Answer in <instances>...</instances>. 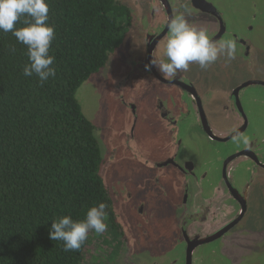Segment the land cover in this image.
Instances as JSON below:
<instances>
[{
	"label": "trees",
	"instance_id": "trees-1",
	"mask_svg": "<svg viewBox=\"0 0 264 264\" xmlns=\"http://www.w3.org/2000/svg\"><path fill=\"white\" fill-rule=\"evenodd\" d=\"M47 3L56 76L43 86L23 75L26 46L0 31V264H80L89 235L65 252L49 238L51 223L64 215L83 220L99 203L113 228L101 148L76 92L119 49L131 12L116 0Z\"/></svg>",
	"mask_w": 264,
	"mask_h": 264
},
{
	"label": "flooded vegetation",
	"instance_id": "flooded-vegetation-1",
	"mask_svg": "<svg viewBox=\"0 0 264 264\" xmlns=\"http://www.w3.org/2000/svg\"><path fill=\"white\" fill-rule=\"evenodd\" d=\"M116 1L128 7L132 22L137 21L141 24L145 38L147 65L153 58L155 49L166 40L170 17L180 13L185 15L190 24L206 28L210 39L217 42L234 41L236 59L242 55L247 59L251 49H254L253 25L256 23L254 24L253 21H256V15L247 16L239 22L237 17L239 0ZM247 4L250 9L258 13V16L260 15L258 7L260 3L248 0ZM118 54L119 56H116ZM112 57L114 60L111 61L114 62L111 64L110 76L120 65H125L124 50L113 54ZM203 71L205 70L198 65L192 64L188 71L180 73L177 77L163 78L157 69L152 67L150 72L158 82L179 89L182 95L178 97L179 104L170 109L161 101L156 104V117L145 123V133L140 145L131 144L133 131L131 133H126V130L113 131L111 135L107 133L108 138L104 140L105 151L110 155L106 157L103 150L105 148L99 142L102 165L104 162L105 165L111 162L114 166L121 161L136 162L140 159L143 164L149 165L148 168L152 171L173 169L184 179L190 181L180 189L181 197L173 205L181 212L175 224L184 246L181 254L183 264H187L189 247H193L189 255L190 264H200L203 260V256L199 253L201 247H208L219 242L221 246L217 249V253L221 254L225 247H229V245H224L230 244V239L233 245H236L238 241H254L249 236L250 230H235V228L247 212L250 187L255 177H259L260 171L264 170V110H259V104L254 103L253 99L255 96H261L254 91V88L264 89V81L246 80L236 85L226 83L225 87L217 88V92L214 91L221 98H218V105H216L218 114L221 113L226 121L221 122L222 127L219 130L209 122L212 114H215V110L209 109L214 103L208 102L209 100L199 89L201 78L197 75L200 76ZM252 91L255 93L254 96ZM206 97L214 98L210 95ZM128 107L132 108L135 114V107L132 105ZM106 127L107 125L104 124V130ZM95 128V131L98 130V126ZM192 131H198L199 136L197 137L206 138L209 145L212 143L213 145H225L233 139H239L242 143L225 155L217 152L215 158L206 159L197 150L193 151L190 147L186 148L182 145L180 135ZM115 138L125 141L122 151H120L121 147L113 141ZM238 175L245 178L244 184L238 185L235 178ZM102 179L112 201L113 226H118L122 230L130 227V220L122 223L123 212L127 211L126 207L133 208V210H137L138 207L140 213L143 207L141 202L137 204L138 206H134L135 201L130 194L131 191L125 184L128 179L123 178L121 184H117V191H114L113 196L107 188L108 180L105 182L103 177ZM146 180L149 181L148 178ZM151 181L163 189L159 177L153 175ZM133 184L135 188L141 185ZM116 199L120 214H117ZM239 215L242 217L237 220ZM249 246H243L241 254L244 251L250 252L252 249ZM225 252L223 254L229 262H234ZM210 253L215 255L216 251L213 250ZM163 256L150 255L145 260L136 257L134 262L135 264L144 262L152 264L153 261L157 264H167ZM173 260L169 264H175L176 259Z\"/></svg>",
	"mask_w": 264,
	"mask_h": 264
},
{
	"label": "rangeland",
	"instance_id": "rangeland-1",
	"mask_svg": "<svg viewBox=\"0 0 264 264\" xmlns=\"http://www.w3.org/2000/svg\"><path fill=\"white\" fill-rule=\"evenodd\" d=\"M143 1L146 2V0ZM247 1H238L237 17L240 22L247 16L256 15V21H253L254 24L256 23L253 25L254 49H251L249 57L246 59L242 55L237 59L234 57L231 61H227L224 56H221L214 64L201 72L200 76L197 75L201 78L199 81L200 91L209 100L208 102L214 103L209 109L215 110V114H212L209 122L217 129L222 127L221 122L226 121L221 113L218 114L216 105H218L220 96L214 91L217 92V88L222 89L226 83L236 85L246 80L264 81V0H255L260 3L258 4L259 16L256 11L248 7ZM148 2L150 3V1ZM165 44L166 40L155 49L154 58H163ZM122 50L125 53V65H120L110 76L111 64L114 62L111 61L114 60L112 56ZM113 54L105 67L90 76L76 92V99L83 114L94 127L98 126L95 136L100 145L104 146V151L106 150L104 140L106 141L108 134L111 135L113 131L126 130V133L133 131L131 144L140 145L141 138L145 133V123L156 117V104L161 101L167 108H174L180 102L178 97L182 96L178 88L158 82L151 72L146 70L145 38L141 24L137 21L131 23L121 46ZM254 91L261 95L253 98L254 103L259 104V110H264V89L254 88ZM207 95L214 98L208 99ZM252 95H255L253 91ZM128 105L135 107V114ZM104 124L107 125L106 130H104ZM116 126L118 127L116 128ZM198 134V131L182 133L180 135L182 145L186 148L190 147L193 151L197 150L206 159L215 158L217 152L225 155L242 143L239 139H233L225 145H213L214 143H212L211 146L206 138L200 136L202 139H199ZM113 141L121 147L120 151H122L125 141L116 138ZM109 155L105 151V156ZM148 167L149 165L146 166L140 159L136 162L121 161L114 166L111 162H108L107 165L104 162L101 166L100 175L104 181L108 180L107 188L112 196L114 191H117V184H121L123 178H127L128 181H125V184L131 191L130 194L135 201L133 202L134 206H138L137 204L141 202L143 209L140 213L138 207L137 210L126 207L127 211L123 212L122 223L130 220L131 226L128 228L125 227L123 230L118 226L111 228L109 227L110 222L106 219L107 230L103 234L90 231L88 235L91 239H88L87 248L80 264H135L136 257L145 260L150 255L154 257L164 255L162 258L166 259L165 263L168 262L167 264L173 262V259H176L175 264H183L181 254L184 246L181 234L175 224L181 212L173 205L181 197L180 189L190 181L184 179L173 169L152 171ZM196 171L200 170L196 169ZM259 174L260 176L255 177L250 187L247 212L235 228V230H250L249 236L254 241H238L236 245H233L232 239H230L231 243L224 245H229V247H225L221 254L217 253V249L221 246L219 242L208 247H201L199 253L203 256V260L200 264H264V170ZM153 175L159 177L163 189L151 181ZM235 178L238 185L245 183V178L242 175ZM132 182L141 185L135 188ZM117 204L118 200L116 199L117 214H120ZM117 221L119 220L117 219ZM95 239L103 241L100 247L95 246ZM247 245H250L253 252L244 251L241 254V249ZM213 250L216 251L215 255L210 253ZM224 252L234 262H229V259L224 256ZM143 264L148 263L144 262ZM152 264L157 263L152 261Z\"/></svg>",
	"mask_w": 264,
	"mask_h": 264
},
{
	"label": "clouds",
	"instance_id": "clouds-1",
	"mask_svg": "<svg viewBox=\"0 0 264 264\" xmlns=\"http://www.w3.org/2000/svg\"><path fill=\"white\" fill-rule=\"evenodd\" d=\"M47 0H0V31L11 32L18 43L26 46L28 63L23 68L25 77L35 75L41 86L56 76L55 56L50 54L55 39V28L48 23ZM20 23L23 26L17 27ZM163 58H152L146 70L155 67L163 78L177 77L196 64L206 70L221 56L234 59L236 45L232 40L214 41L206 28L190 24L183 13L170 17ZM14 53L15 48H9ZM106 205L90 207L83 220L71 215L55 218L51 223L49 238L63 242V251H77L87 241L90 231L103 234Z\"/></svg>",
	"mask_w": 264,
	"mask_h": 264
},
{
	"label": "water",
	"instance_id": "water-1",
	"mask_svg": "<svg viewBox=\"0 0 264 264\" xmlns=\"http://www.w3.org/2000/svg\"><path fill=\"white\" fill-rule=\"evenodd\" d=\"M241 217H242V215H239V217H238L237 220H239ZM221 233H223V232H221ZM192 249H193V247H189V248L187 249V264H190L189 255L191 254V250H192Z\"/></svg>",
	"mask_w": 264,
	"mask_h": 264
}]
</instances>
